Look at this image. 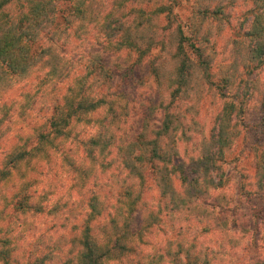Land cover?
<instances>
[{"label":"trees","instance_id":"trees-1","mask_svg":"<svg viewBox=\"0 0 264 264\" xmlns=\"http://www.w3.org/2000/svg\"><path fill=\"white\" fill-rule=\"evenodd\" d=\"M140 1L113 0L112 11L103 18L96 0H0V92L12 87L14 78L28 80L40 70H45L54 85L73 82L66 93L53 98L40 129L21 137L0 157V264H59L60 257L53 250H36L28 258L19 257L17 236L26 216L39 217L47 210L43 200L48 196L40 193L42 181L36 168L49 165L58 145H64L81 123L94 128L84 142L82 162L86 167L76 166L69 153L61 157L72 171L85 178L93 176L92 184L99 190L90 188L86 214L79 224H73L71 242L76 254L65 264H124L136 253L138 239L143 241V235L156 226L162 228L167 218L202 223L213 219L217 229L230 234L228 219L222 216L232 209L225 193L228 178L223 165L227 151L240 135L236 117L242 115V108L235 103L224 106L214 117L210 134L202 135L192 152L183 154L179 148L181 136L186 137L192 126H199L200 115L199 109L182 112L179 103L186 95H195L198 75H203L202 80L211 77L212 57L204 47L208 36H199L195 23L203 28L227 14L222 7L195 10L188 25L191 37L186 36L185 26L178 24L175 31L171 27V41L165 42L162 38L167 28L161 30L163 37L156 24L161 18L168 24L177 20L174 10L182 0L171 4L155 0L150 8L134 11ZM131 4L134 8L128 9ZM251 5L246 19H251L250 25L243 36L252 46L243 68L253 73L264 66V0H252ZM133 13L141 15L140 19L150 14L155 18H146L147 25L145 20L130 22ZM229 19L225 22L230 23ZM88 41L89 45L82 47ZM236 45L241 54L244 43ZM159 48V54L153 56ZM149 78L160 94L163 85L171 82L169 103H143L133 116L136 125L127 129L132 117L129 104L134 100L124 88L144 85ZM159 108L163 118L157 126ZM259 155L264 161L263 152ZM263 161L253 184L255 190L244 193L241 188L244 198L250 199L249 206L252 200L264 202ZM24 167L36 175L20 176ZM18 176L19 181L14 182ZM154 191L157 197H152ZM237 200L240 205L241 198ZM256 217L255 212L252 218ZM235 225L248 231L237 220ZM261 227L256 224L257 238L252 242L255 249L264 252ZM171 263L185 262L175 258ZM188 264L200 263L194 258Z\"/></svg>","mask_w":264,"mask_h":264},{"label":"rangeland","instance_id":"rangeland-1","mask_svg":"<svg viewBox=\"0 0 264 264\" xmlns=\"http://www.w3.org/2000/svg\"><path fill=\"white\" fill-rule=\"evenodd\" d=\"M151 1L155 2V0H141L135 8L133 7L134 11L150 8ZM172 1L165 0V4H171ZM200 2L201 0H182L174 10L177 20L172 19V22L168 24L161 18L156 26L160 33L166 26L165 37L162 32L164 37L162 39L166 42L171 39L169 33H173L178 24L185 26L186 36L191 37L188 25L192 24L189 20L195 10L205 6L212 10L222 7L227 14L220 21L212 20L205 23L203 28L198 25L199 22L195 23V27L200 29L199 36H208L209 43L204 42V47L207 48L206 54L212 57V61H209L211 77L209 80H202L203 75H198L200 84L197 83L194 89L195 95L193 94L190 98H187L190 95H186L179 103L182 112H192L196 109L200 111L199 126H192V131L187 133L186 137L181 136L179 148L183 154L186 151L192 152L201 136L210 134L209 131L214 128L216 119L214 117L224 106L235 103L242 108V115L236 117L240 135L234 139L231 149L227 151L225 165H223L228 178L225 193L229 195L228 202L232 205V209L222 216L228 219L230 234L217 229V223L213 219H207L202 223L195 219L172 222L167 218L162 228L156 226L152 232H146L143 235V241L138 239L136 253L129 256L124 264H130L131 261H142L143 264H173L171 262L175 258L185 262L183 264H188L194 258H198L200 264L264 262V252L259 248L255 249L252 242L253 237L257 238L254 233L257 223L262 225L264 233V202L252 200L248 202L249 206L247 201L250 199L244 198V193L255 190L253 184L257 183L258 166L263 161L259 153L264 154V66L253 73L243 68L248 58V49L252 46L251 41L243 36V32L250 25L251 19L248 22L246 19L249 18L252 0ZM100 4L101 16L107 18L112 11L113 0H96V8ZM130 8L132 4L128 6V9ZM97 9L99 11V8ZM116 14L118 15L117 12ZM140 16L133 13L129 21L144 22L146 18L150 20L155 18L152 14L143 19H140ZM228 17H230V23L225 22ZM147 22H145L146 25ZM241 28H244L243 31ZM236 32L240 33L236 34ZM173 42L175 44V41ZM236 42L244 43L241 54L237 53L239 46ZM87 45L89 41L82 47ZM159 50L160 48L155 50L152 55L159 54ZM67 52L70 54V46ZM78 54L71 57L75 58ZM168 63L173 64L171 61ZM33 73L28 80L15 81L14 78V81L10 82L13 84L12 87L0 92V157L17 145L21 137L34 133L35 129H40L49 114V106L52 105L53 98L66 93L73 83L69 81L62 85H54L53 81L47 77L45 70ZM230 76L233 79L228 78ZM145 80L144 85L139 83L129 89L123 87L128 90L129 99L134 100L129 104V116H132V120L131 118L128 120L127 129L136 125L133 116L137 110L144 107L143 103L149 105L153 101L157 106H160V103L161 105L169 103V92L173 88L169 80L163 85L161 94L151 78ZM161 111L159 108L155 115L157 126L162 123ZM185 122L190 124L188 121ZM93 133L94 128L85 127L82 123L77 125L71 137L65 143L63 142L64 145H58L51 163L43 168H36L40 172L37 175L39 181H42L40 193H46L48 196L47 200H43L47 210L39 217L29 215L24 218L26 223L17 236L19 257L28 258L36 250L44 253L53 250L60 257L57 261L59 264H65L74 259L76 247L71 242L75 234L73 224H79L86 214L90 188L99 190V187L93 186L92 183L95 181L93 176L85 178L78 171H72V167L63 162L61 155L69 153L72 160L76 162V166L86 167V163L82 162L84 142L88 141ZM22 174L36 175L30 167L22 168L20 176ZM20 176L16 177L14 182H18ZM103 181L102 179L99 183ZM241 188L245 190L244 193L241 192ZM153 195L157 197L155 191L152 197ZM237 198H241V204L246 205H239ZM255 212L258 217L254 220L252 214ZM234 216L235 219H233ZM235 220L248 231L244 232L241 226H236ZM180 244L183 247H180Z\"/></svg>","mask_w":264,"mask_h":264}]
</instances>
